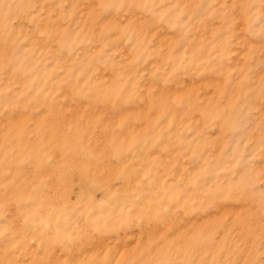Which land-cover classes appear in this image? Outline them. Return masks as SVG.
Listing matches in <instances>:
<instances>
[{"label": "rangeland", "instance_id": "rangeland-1", "mask_svg": "<svg viewBox=\"0 0 264 264\" xmlns=\"http://www.w3.org/2000/svg\"><path fill=\"white\" fill-rule=\"evenodd\" d=\"M0 264H264V0H0Z\"/></svg>", "mask_w": 264, "mask_h": 264}]
</instances>
